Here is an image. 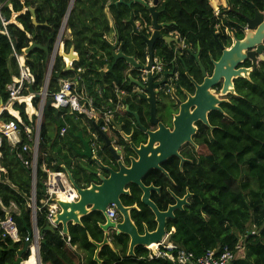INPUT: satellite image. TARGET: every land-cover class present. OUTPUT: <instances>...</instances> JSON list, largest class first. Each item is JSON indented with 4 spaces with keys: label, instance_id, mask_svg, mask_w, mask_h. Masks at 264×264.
I'll list each match as a JSON object with an SVG mask.
<instances>
[{
    "label": "trees",
    "instance_id": "16d2710c",
    "mask_svg": "<svg viewBox=\"0 0 264 264\" xmlns=\"http://www.w3.org/2000/svg\"><path fill=\"white\" fill-rule=\"evenodd\" d=\"M133 1L74 0L66 23L70 38L65 41L64 49L67 51L73 46L78 61L70 71L64 69L59 57L55 58L47 86L49 92L57 89V81L73 80L77 69L84 71L81 77L87 90H94V86H99L100 90H111L112 84L130 88L127 83H123L130 73L124 62L118 61L112 74L103 78L102 84L99 83L98 71L104 66L109 68L112 64L109 44L103 38L112 33L115 43L118 42V50L124 56L134 57L141 64L145 62V44L132 33V25L128 21L132 18L133 24L138 21L149 24L150 20L146 9ZM161 1L163 4L161 3L160 9L165 12L160 16V21L173 23L181 36H187L186 42L194 45L198 42L206 51L213 41L210 31L215 25L233 28L231 22L239 21L236 12L250 15V6L258 11L264 10V0H225L227 7H220L216 18L208 0ZM68 4L69 0H0V18L7 23L3 27L0 21L2 104L7 100L6 86L18 74L13 54L21 55L32 43L46 47L50 53ZM27 8L34 10L37 26L32 24L28 11L22 14ZM105 10L109 14L111 27ZM73 12L76 19L71 17ZM12 14H15L16 24L8 23ZM232 34L236 35V32L232 31ZM222 39L226 45L230 43L227 37L223 36ZM155 51L154 56L170 68L172 51L163 49L161 45H157ZM25 65L34 77L31 89L38 93L45 79L46 56L41 50L34 49L25 56ZM245 84L247 89L240 91V98L235 99L234 106L226 111L228 119L219 131L213 133L215 138L204 144L205 154L197 166L185 168L182 172L177 171L176 167L170 170V176L176 183V194L182 196L188 187L193 197L187 208L181 212L176 211L174 218L167 221L166 231L168 242L192 253L196 258L208 251H214L216 255L224 248L233 251L239 243L242 251L237 252L229 264H264V64L254 73L251 81H246ZM19 112L22 121L26 123L23 110L19 109ZM1 120L13 119L3 114ZM73 125L85 133L80 123L66 111L51 108L43 111L35 188V205L38 210L35 214V226L38 231L48 224L47 206L39 203L43 199L40 184L46 179L41 171L42 165L51 172L60 173L55 156L62 164H67L73 177L76 176L70 163L62 157L66 151L73 155V150L80 145ZM66 126V135H60V131ZM21 140L17 150L25 143L23 137ZM0 154V167L5 170V174H0V220L5 217L2 208L8 209L13 205L16 212L12 214V219L19 237V242L16 243L10 240L0 242V264H14L32 225L27 207L30 177L15 159V150L9 147L5 139L1 140ZM154 176L150 172L143 184L146 186L149 181L154 180ZM130 188L131 196L124 198L123 204H137L139 211L131 213L132 221L139 227L144 223L149 230H153L155 224L152 214L139 204V191L135 187ZM156 206L159 211L166 209L165 205ZM100 221L98 214H90L82 219L81 227L70 226L67 237L60 236V228L53 233L43 232L39 247L41 264H96L92 260L94 247L87 237L97 243L102 241V233L96 227V223ZM111 244L113 250L108 247L100 250L98 260L101 264H172L165 259L148 260V252L143 248L134 250V258L127 257L128 240L123 236H113ZM72 247H75V251L70 249ZM22 261L30 264L26 255L22 257Z\"/></svg>",
    "mask_w": 264,
    "mask_h": 264
},
{
    "label": "water",
    "instance_id": "95a60500",
    "mask_svg": "<svg viewBox=\"0 0 264 264\" xmlns=\"http://www.w3.org/2000/svg\"><path fill=\"white\" fill-rule=\"evenodd\" d=\"M23 2L24 0H18ZM159 0H152V5L148 6L142 0H134L133 3L139 4L143 8L147 9L149 17L151 19V26L154 29V33L150 39L143 37V43L147 49V57L143 64L135 60L134 57H126L118 50V42L110 47V55L112 58V64L107 71L100 70L98 75L100 77L99 82L103 83V78L106 75L112 74V69L118 61L124 62L129 70L132 71L128 78L129 84L138 90H147L150 93L149 101L151 102L153 95L157 90H160L161 82L157 83L160 79L158 74H151L149 72L153 61V46L157 40L164 41L169 45L172 40L162 38L157 33L164 25L158 24V13L155 10ZM74 0H70L66 13L64 15L61 26L64 28ZM251 14L245 15L236 12L238 22H231L233 30L236 35L231 37V46L228 49L221 48V55L217 62H212L213 72L212 76L208 79L205 78L200 87H197L196 95L193 98H189L188 101L180 107V114L176 117V125L174 133L167 134L158 126V130L154 132H148L143 127H136L146 135L145 144L138 143L133 138L134 127L130 128L129 135H125L122 131V125L113 123L116 131L121 136L123 143L126 145V149L121 147L119 150L114 148V142H111L108 137L101 134L105 141L104 152L99 150L93 152L90 148L89 142L84 140L83 133L80 128L73 125L76 130V138L81 144V150H73V153L81 161H88L92 164V167L82 166L76 177L72 176V173L68 168L62 164L55 156L54 159L57 166L61 170V174L64 176L70 190L74 192L73 200H53V204L56 205V212L51 218L50 223L39 231V236L42 237L43 232L53 233L55 229L60 228V236L67 237L69 235V226L81 227L82 219L90 214H98L101 217V221L96 223V227L102 233V241L97 243L87 237L89 243L94 247L92 260L96 264H100L98 260V253L103 247H108L113 250L110 236H123L128 240L126 256L134 258V250L136 248L146 249L148 247L153 248L163 242L168 236L166 231V223L168 220L174 218L176 211H183V208L187 206L188 194L182 198H178L170 193L173 205L166 208L165 211H159L157 206L151 201V194L158 193V188H154L152 185L145 186L143 184L144 177L152 171H160L165 176L167 174L161 169L160 165L170 157H178L177 149L185 141H189L188 134L193 132L191 125H188L190 121L200 120L207 125L205 119V113L210 106L205 104H199V96L205 95L208 87L213 86L217 81L223 79L221 95L225 94V91L231 89L232 79L247 78V70L235 68L247 59L252 60L253 67L255 68L254 56H260L261 60H264L262 54L264 52V10L258 11L252 6ZM28 11L31 15L32 24L36 25L34 10L31 8L24 9V12ZM132 25V31L136 35V27L133 24L132 18L128 21ZM34 49L41 50L46 56V63H51V53L48 52L46 47H40L34 43L30 44L28 48L23 50V54L26 56ZM68 59H74L76 56L72 54V47L69 54L66 56ZM157 58V57H155ZM145 71L146 82L145 85L136 80L135 72ZM51 69L46 70L45 79L43 83V89L46 90ZM166 75H163V79H166ZM232 93V90H230ZM32 94L33 98H39L38 94H35L32 89L28 90ZM233 94V93H232ZM0 106L2 103L0 102ZM49 106L47 101L44 105V110ZM195 106L194 111L188 114L187 109ZM128 110V108H127ZM152 111V110H151ZM186 118V126L183 125V119ZM153 125L152 120L150 121ZM154 126V125H153ZM93 130L97 133H102L97 127H93ZM55 136V134H54ZM180 158V157H179ZM181 162L183 161L180 158ZM42 190L44 187L40 184ZM129 187H135L139 191V204L147 208L153 216V222L155 227L153 230H149L148 227L142 223L137 226L131 218L133 211H139L137 204L131 206H125L123 204L124 198H129L131 192ZM60 191L64 192V187L60 185ZM32 192H35L33 188ZM112 206L117 214L115 221H110L107 218L106 210ZM35 222V221H34ZM34 227H36L34 225ZM30 237V234H28ZM154 255L155 252L152 251ZM26 255L27 258L30 255L29 244L24 243L22 250L17 253V258L14 264H22V257ZM37 262L41 264L39 259V251L36 253Z\"/></svg>",
    "mask_w": 264,
    "mask_h": 264
},
{
    "label": "built area",
    "instance_id": "2783aa9c",
    "mask_svg": "<svg viewBox=\"0 0 264 264\" xmlns=\"http://www.w3.org/2000/svg\"><path fill=\"white\" fill-rule=\"evenodd\" d=\"M8 9L11 10L10 5H8ZM23 12L24 10L22 14ZM213 15L218 17L219 10L214 9ZM14 16L15 14H12V18ZM0 21L3 27L7 24L1 18ZM64 28L60 26L58 30L50 52L51 63H46L47 70L51 69L52 71L54 60L57 57L61 59L64 69L70 71L73 70L74 64L77 61V59H69L68 62L63 58L65 54L62 51ZM178 43L183 48V42L179 41ZM13 56L17 64L18 74L6 86L7 100L5 105H2L0 108V147L1 140L5 139L9 147L15 150V159L30 177V197L27 200V207L30 210L32 225L28 233L30 237L27 236L24 239V243L29 244V250L33 247L37 253L41 244V236H39V231L34 227L35 214L38 210L35 205V192L33 193L32 190L36 188L39 131L45 103L48 101V108L56 111H66L75 121H79L81 126L86 129L87 132H85L90 134L89 145L92 149L96 146L97 136L91 130L94 126L101 132L115 130L113 123L117 124V119L125 110L124 100L127 96L128 89L120 85L112 84L111 90H100L98 88L96 90H87L86 84L81 77L83 72L81 69H77L73 80L57 81V89L53 90V92H49L47 88L46 90H42L43 87L38 93L32 90L35 94L39 95V98L34 102L35 98L28 92L34 85V77L25 65V55L22 51L21 55L13 54ZM152 62L149 72L151 74L156 73L160 76V79H163V75L168 74L169 69L159 58H154ZM129 72L132 74L131 70ZM130 73L126 75L123 82L124 84L127 83L128 86H131L128 81ZM147 73L145 71H138L133 76H135L137 81L145 85ZM25 99L27 102L24 101ZM27 108L33 109L34 112L28 113ZM19 109L23 110L26 123L22 121ZM3 114L10 116L13 120H1ZM63 134H65V129L60 131V135ZM21 137L24 138L25 143L21 146L20 150H17V147L22 142ZM41 171L46 175V179L42 184L44 187L43 199L39 203L42 206H47L46 220L49 224L57 210L56 205L53 204V200L59 199L58 194L64 196L63 200H73L75 195L70 190L61 173L51 172L45 165H42ZM0 174H4L1 167ZM60 185L64 187V192L60 191ZM2 210L5 212V217L3 220H0V242L5 240H10L14 243L19 242L18 231L12 219V214L16 212V208L10 205L8 209L2 208ZM106 215L112 222L117 219V214L112 206L107 208ZM145 250L148 252V260L165 259L172 264H229L234 259L235 254L242 251V248L238 243L233 251L224 248L219 255H216L214 251H208L203 256L196 258L192 253L176 248L168 242L167 236L162 243L155 245L153 248H146ZM152 251L155 252L154 255Z\"/></svg>",
    "mask_w": 264,
    "mask_h": 264
},
{
    "label": "flooded vegetation",
    "instance_id": "af4514ba",
    "mask_svg": "<svg viewBox=\"0 0 264 264\" xmlns=\"http://www.w3.org/2000/svg\"><path fill=\"white\" fill-rule=\"evenodd\" d=\"M144 2L148 6L152 5V0ZM161 3L162 1L159 0L155 10L159 14L158 24L162 26L164 25V27L159 31L157 30V33L160 37L170 39L172 42L167 45L164 41L157 40L153 46V59L155 58L154 55H156L155 47L161 45L163 49L172 51L173 60L171 67L168 68V74H164L167 76L166 79L157 80V83L161 82L160 90L156 91L151 102L149 101L150 93L147 90H138L130 86L124 100L125 110L117 119V124L122 125V131L125 135H129L130 128L134 127L132 137L136 138L135 140L141 144H145L146 135L144 132L140 131L139 127H143L148 132H154L158 130V126H160L167 134L174 133L176 125L175 119L180 114V107L184 105L189 98L195 97L197 87L201 86L205 78L209 79L212 76V62L218 61L222 51L221 48L228 49L231 46L232 31H234L232 27L227 25H215L213 30L210 31L213 41L210 45V49L206 51L198 42H196L195 45L186 42L187 36L186 38L181 36L176 31L173 23L160 21V16L165 12L164 9H160ZM147 16L150 23L147 24L138 21L134 24L137 34L135 35L132 31V33L135 36L140 37L142 41L143 37L150 39L154 33L149 13ZM65 36L66 35H64L62 39L64 43L67 40ZM223 36L230 40L228 45H226L225 41L222 39ZM103 38L109 45L115 43L114 37L111 41H109L107 36ZM179 41L183 42V48L179 45ZM262 56L264 58V52ZM254 62L255 68L253 67L251 59L243 61L235 68V70H247V78L232 79V87L231 89L228 88L224 95H221L223 79H220L213 86L207 88L205 95L199 96V104L201 103L210 106L205 113L207 125L200 120L190 121L188 125H191L193 132L188 134L189 141H185L179 146L176 151L178 157H170L160 165L161 169L167 174V176L160 171H152L155 178L154 180L149 181L146 186L152 185L159 190L158 193L153 192L150 197L155 205H165L166 208L172 206L174 203L170 193L178 198H182L188 194L187 206L184 207L183 210L190 205L193 194L190 193L188 187L185 188L182 196L176 194V183L170 176V170H173L176 167L177 171L182 172L185 168L190 169L193 166H197L198 162L205 154L204 144L215 138L213 133L219 131L221 125L228 119L226 113L227 109L234 106V100L240 98V91L247 89L245 82H250L254 73H257L260 70L261 65L264 64V60H261L260 56H254ZM164 70H166V68H164ZM230 90H232L233 94ZM194 109L195 106L189 107L187 109L188 114H191ZM151 120L154 126L151 125ZM136 125L139 127L137 128ZM183 125L186 126V118L185 120L183 119ZM91 131L97 136L96 146L92 148L93 152H98L99 150H103L104 152L105 141L101 134L108 137L111 142H114L115 149L119 150L121 147L126 149V145L123 143L122 136L118 131L107 130L105 132L102 131V133H97L93 129ZM83 138L87 142H90V137L86 132L83 134ZM76 147L75 150H81V144ZM179 157L183 160L182 162ZM73 158L76 160L78 159L76 164L74 163ZM68 162L70 163L71 170H76V176L82 166L92 167V164L88 161H81L74 154L71 155ZM64 166L67 168L66 163ZM149 174L150 173H148L144 179L147 178ZM129 190H131L130 187ZM112 238L113 236H110V241H112Z\"/></svg>",
    "mask_w": 264,
    "mask_h": 264
},
{
    "label": "crops",
    "instance_id": "0c3cea01",
    "mask_svg": "<svg viewBox=\"0 0 264 264\" xmlns=\"http://www.w3.org/2000/svg\"><path fill=\"white\" fill-rule=\"evenodd\" d=\"M208 2H209V5L211 6V8H212V10H214V9H220V7H227V5H226V3H225V0H208ZM105 14H106V17H107V20H108V22H109V27H111V23H110V18H109V14H108V12L105 10ZM15 17V16H14ZM14 17L10 20L11 22V24H16L15 23V21H14ZM105 37V36H104ZM108 38H109V41H111V39L114 37V34L112 33V34H110V35H108L107 36ZM72 48H73V46H71ZM70 47V48H71ZM61 48V47H60ZM70 48L66 51L65 49H64V44H63V47H62V51L63 52H65V53H67V52H69V50H70ZM25 57V56H24ZM77 60H78V56H77ZM106 68H107V66H104L103 68H101L102 70H104V72L106 71ZM100 69V70H101ZM108 69V68H107ZM46 70H47V68H46ZM99 70V71H100ZM129 70V69H128ZM46 74V73H45ZM100 83V82H99ZM100 89L99 88V86H94V90H96V89ZM3 106L5 105V104H2ZM0 108H1V106H0ZM31 109V108H30ZM31 110H33V109H31ZM33 112H34V110H33ZM77 122H79V121H77ZM80 123V122H79ZM80 125H81V123H80ZM66 127H68V126H66ZM77 148V147H76ZM77 150V149H76ZM68 159H69V157H68ZM71 167V166H70ZM3 173L5 174V170L3 169ZM16 211V210H15ZM70 227V226H69ZM72 251H75V247H72V248H70ZM102 249V248H101ZM100 252V251H99ZM99 254V253H98ZM82 257L84 258V255H82ZM25 264V263H24ZM101 264V263H100Z\"/></svg>",
    "mask_w": 264,
    "mask_h": 264
},
{
    "label": "rangeland",
    "instance_id": "374dc122",
    "mask_svg": "<svg viewBox=\"0 0 264 264\" xmlns=\"http://www.w3.org/2000/svg\"><path fill=\"white\" fill-rule=\"evenodd\" d=\"M70 1V0H69ZM73 6V5H72ZM76 9V8H75ZM69 17V16H68ZM73 19H76L75 18V13L73 12V14H72V16H71ZM64 35H66L65 37L67 38V39H69L70 38V30L69 29H67L66 28V26H65V28H64V33H63ZM70 51V50H69ZM69 54V52H67V53H65L64 55H63V58L64 59H66L68 62H69V59L66 57L67 55ZM72 54L74 55V56H76V58H72V60H76L77 59V53L74 51V48H72ZM78 61V60H77ZM76 61V62H77ZM75 62V63H76ZM47 67V66H46ZM83 127V126H82ZM84 128V127H83ZM67 130H68V127L67 128H65V133L67 132ZM86 131V129L84 128V132ZM87 132V131H86ZM88 136L90 137V134H88ZM65 150V149H64ZM66 151V150H65ZM66 153V154H65ZM64 154H62V157L63 158H66V162L68 163V159H67V157H69V158H71V156H69L67 153H69L70 154V152H68V151H66ZM71 155V154H70ZM73 160H74V163L76 164V162L78 161V159L76 160L75 158H73ZM73 170V169H72ZM74 171V170H73ZM75 173H76V170L74 171Z\"/></svg>",
    "mask_w": 264,
    "mask_h": 264
},
{
    "label": "bare ground",
    "instance_id": "6f19581e",
    "mask_svg": "<svg viewBox=\"0 0 264 264\" xmlns=\"http://www.w3.org/2000/svg\"><path fill=\"white\" fill-rule=\"evenodd\" d=\"M24 101L27 102L26 99ZM27 111H28V113H30L33 110H31L30 108H27ZM58 198L63 200L64 196L62 194H58ZM148 248H150V247H148ZM29 252H30V255H29L30 264H38L35 249L33 247H31ZM22 264H24V263L22 262Z\"/></svg>",
    "mask_w": 264,
    "mask_h": 264
}]
</instances>
